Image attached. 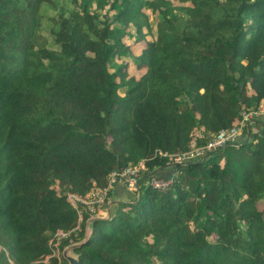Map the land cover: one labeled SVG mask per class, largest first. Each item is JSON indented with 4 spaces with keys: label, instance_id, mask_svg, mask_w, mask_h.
I'll return each instance as SVG.
<instances>
[{
    "label": "trees",
    "instance_id": "trees-1",
    "mask_svg": "<svg viewBox=\"0 0 264 264\" xmlns=\"http://www.w3.org/2000/svg\"><path fill=\"white\" fill-rule=\"evenodd\" d=\"M47 4L0 0V264H69L46 261L51 238L79 226L59 247L83 241L97 214L79 221L67 193L142 159L145 179L177 170L174 184L144 183L93 219L78 264H264V115L238 146L175 166L155 156L259 108L264 0H69L51 9L53 42Z\"/></svg>",
    "mask_w": 264,
    "mask_h": 264
},
{
    "label": "built area",
    "instance_id": "built-area-1",
    "mask_svg": "<svg viewBox=\"0 0 264 264\" xmlns=\"http://www.w3.org/2000/svg\"><path fill=\"white\" fill-rule=\"evenodd\" d=\"M264 115V99L261 101L258 109L245 110L241 112L240 121L231 128H224L216 134L208 137L203 131H195L190 148L181 153L170 154L162 150H157L155 156L172 157L173 166L185 164L203 159L208 153L224 148L228 145H239V139L246 131V128L251 124L256 117ZM207 139V142L200 144V141ZM148 159H142L137 163L129 164L124 169L114 170L110 176L108 186L101 191H93L88 196L82 197L76 193L68 192L67 199L78 211L79 221L83 218V211L89 212L91 215L98 214L102 208L109 203V192L118 184L123 183L126 187L133 191L136 196H139L142 185L153 188L158 191H167L175 182L177 170H174L167 177H159L155 174H150L145 179V174L148 171ZM79 227V226H78ZM78 227L71 231L58 230L50 240L52 253L47 256L46 261L53 256L60 257L61 250L59 247L60 241L71 237L77 232Z\"/></svg>",
    "mask_w": 264,
    "mask_h": 264
},
{
    "label": "rangeland",
    "instance_id": "rangeland-1",
    "mask_svg": "<svg viewBox=\"0 0 264 264\" xmlns=\"http://www.w3.org/2000/svg\"><path fill=\"white\" fill-rule=\"evenodd\" d=\"M66 5L67 3H69V0H48V4L47 7H45V13H47V17L44 19V34L47 35L49 37V39H51V41H56V38L51 34V23L53 20V10L57 5L59 4H63ZM78 20L75 21V23L77 24L76 27L79 28L81 31H86V30H90V31H94L98 28L97 25L92 24L91 26H87L86 23L83 22V20L80 18V16H78L77 18ZM57 45V44H56ZM55 45V46H56ZM81 49L83 52L85 53H89V54H94L95 56H100V50L96 48V46L94 45V43L86 40L82 45H81ZM111 63L113 65L116 64L115 60L112 59ZM69 255L71 256H76L74 254V252H70ZM64 256V250H61V254L60 257Z\"/></svg>",
    "mask_w": 264,
    "mask_h": 264
},
{
    "label": "crops",
    "instance_id": "crops-1",
    "mask_svg": "<svg viewBox=\"0 0 264 264\" xmlns=\"http://www.w3.org/2000/svg\"><path fill=\"white\" fill-rule=\"evenodd\" d=\"M135 193L129 190L125 184L118 183L113 187V191L109 197V203L107 206L101 209V211L95 215L96 217L108 218L111 211V206L121 201L131 200L135 197Z\"/></svg>",
    "mask_w": 264,
    "mask_h": 264
},
{
    "label": "water",
    "instance_id": "water-1",
    "mask_svg": "<svg viewBox=\"0 0 264 264\" xmlns=\"http://www.w3.org/2000/svg\"><path fill=\"white\" fill-rule=\"evenodd\" d=\"M141 197V191H139V196H138V199ZM95 218H102V217H96V216H92L90 217L88 220H87V225H86V235H85V238L83 241L79 242V243H74L72 245H69L67 247H65L64 249V256L65 258L69 259V264H78V259H77V256H70L69 253L73 251V249L76 247V246H79L81 245L83 242H86L87 239L89 238L90 236V233H91V222L93 219Z\"/></svg>",
    "mask_w": 264,
    "mask_h": 264
}]
</instances>
